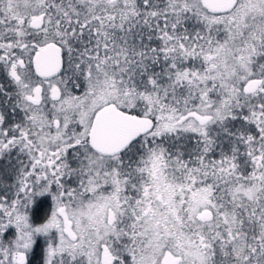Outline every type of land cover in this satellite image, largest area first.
<instances>
[{"label": "snow or ice", "instance_id": "snow-or-ice-1", "mask_svg": "<svg viewBox=\"0 0 264 264\" xmlns=\"http://www.w3.org/2000/svg\"><path fill=\"white\" fill-rule=\"evenodd\" d=\"M0 264H264V0H0Z\"/></svg>", "mask_w": 264, "mask_h": 264}]
</instances>
